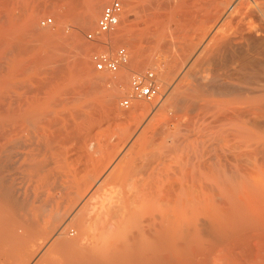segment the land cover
<instances>
[{"label": "bare ground", "instance_id": "1", "mask_svg": "<svg viewBox=\"0 0 264 264\" xmlns=\"http://www.w3.org/2000/svg\"><path fill=\"white\" fill-rule=\"evenodd\" d=\"M52 1L0 0V264H264V0H121L144 25L116 28L126 68L193 18L152 65L160 104L134 105L115 141L95 130L128 70L94 72L81 38L104 0ZM67 83L85 99L57 98Z\"/></svg>", "mask_w": 264, "mask_h": 264}, {"label": "rangeland", "instance_id": "2", "mask_svg": "<svg viewBox=\"0 0 264 264\" xmlns=\"http://www.w3.org/2000/svg\"><path fill=\"white\" fill-rule=\"evenodd\" d=\"M41 1V0H40ZM42 1H44V2H50V0H42ZM52 1V0H51ZM55 1V0H54ZM110 0H104V4H103V6H102V8L104 7V5L105 4H107L108 2H109ZM53 2V1H52ZM192 3V2H191ZM123 4V3H122ZM60 5V4H59ZM192 5L190 4V6L188 7V9L190 10V12L191 13H193V11H194V8H192L191 7ZM122 7H123V10H122V14H121V17H120V19H119V23H118V25H117V29H125V28H127L128 29V31H130V32H132V33H134V30H135V32H139L140 31V28H143L144 27V25H142L143 23H142V18H139V17H134V15L130 12L129 13V11H128V7H126L124 4L122 5ZM191 7V8H190ZM102 8H101V10H102ZM166 8V7H165ZM169 9V8H168ZM177 9V10H176ZM187 9V10H188ZM191 9H192V11H191ZM170 11H175V13L176 14H174L173 15V19L175 18V19H177V17H179L178 16V14L183 10V9H179V8H170L169 9ZM169 10H167V13L169 12ZM179 10V11H178ZM188 10V11H189ZM160 12H162V13H164V14H166V10H163V9H161L160 10ZM190 12H189V15H190ZM100 13H101V11H100ZM100 13H99V15H100ZM126 13L127 14H129L131 17H127V15H126ZM177 15V16H176ZM41 17H43V19L41 18ZM40 17V19H38V25H39V27L40 28H42L43 26H40V24H41V21L42 20H45V19H47V18H51L52 19V24H50V25H46L45 26V28L47 29H56V26H57V24L55 23V20H54V17H53V15H51V13H46L45 15H43V16H41ZM99 17V16H98ZM127 19H126V18ZM191 17H192V15H191ZM190 16H189V20H187V21H190V19H192ZM166 18V17H165ZM164 18V19H165ZM126 19V20H125ZM130 19V20H129ZM166 19H168V18H166ZM125 20V21H124ZM128 20V21H127ZM134 20V21H133ZM169 20H171L170 22H168L167 24H166V27H168V28H170L172 31H173V33H172V35H171V30L169 29V31L165 34V36H166V38L168 39H165V37H164V39H163V44L161 43V45H159V47L158 48H156L155 49V51L153 52L154 53V60H152L150 63H148V65L146 64V67H143L142 69H133L131 66H130V64H129V66L126 68V66L125 67H122L123 68V72H126L127 73V70H128V73H127V76H128V90L122 95V97H120L119 98V101H118V104H117V108H118V113L119 114H117V115H113V116H115L114 118L112 117V115H108L107 117L106 116H103L102 118H100V120H99V122H98V127H96V132L98 133V134H101L100 136H102L104 133L106 134V135H108V136H106V138L108 137V139H110V140H112V141H115L117 138H118V133H120L121 132V134H122V132L124 131V129H127L128 127H126L128 124H129V122H130V124L129 125H132L134 122L136 123L138 120H136V121H133V120H126V118H125V120H124V117L126 116V115H128V114H130V109H132V107L134 108V105H138L139 103L138 102H141V104H147V105H150L151 103L150 102H145V101H134L133 103H135V104H133L132 106H131V108H129V109H122L121 107H120V101L124 98V97H126L129 93H130V77H131V75L133 74V73H135V72H144V71H146V70H148V69H153L154 71H155V69L154 68H152L153 66V64H154V62L155 63H160L159 65H163V63H164V65H166V63H167V61L169 62L170 61V59H171V56H172V54H176V55H178L179 53H180V51L179 50H177V47L179 46V44L182 42L181 41V39L184 37V35H186V34H188L189 32H190V29H191V27H190V25H191V23L190 24H187L186 22L187 21H185V23H183V24H181V23H177V22H175L174 20H172V19H170L169 18ZM71 21V20H70ZM68 21L67 22V26H65V28L66 29H64V31H65V33H67V32H69V30H70V28L71 27H73L74 25H72L71 26V23L72 24H74V22L73 21ZM139 21V22H138ZM173 21V22H172ZM127 22V23H126ZM131 22H133L132 23V25H131ZM191 22H192V20H191ZM130 23V24H129ZM138 23V24H137ZM56 24V25H55ZM96 25H94V28L93 29H91V30H85V31H83V32H81V38H82V40L84 41V39H85V41H84V43L86 44V43H88L87 44V47H88V57H89V61H90V63H92L91 64V66H92V70H94V72H96V73H101V71H97V70H95V68H94V62H93V60H92V55L95 53V52H97V51H102V50H104L105 49V47L102 45V44H96V43H94V42H91V41H89L87 38H86V35H87V33H89V32H92V31H95V29H96V27H97V22L95 23ZM128 24V25H127ZM136 26H135V25ZM141 24V25H140ZM186 24V25H185ZM125 25V26H124ZM127 25V26H126ZM137 25H140V26H137ZM180 25H182V26H180ZM183 25H185V26H183ZM187 25L189 26V27H187ZM69 26H71L70 28H69ZM159 25H157V27H158ZM178 26H180V27H178ZM53 27V28H52ZM156 26H155V28H157ZM185 29H184V28ZM69 28V29H68ZM116 28H115V30L112 32V37H110V38H112V40H113V36L114 35H116V32L117 31H119V30H116ZM135 28V29H134ZM139 29V31H137L138 29ZM178 29V30H177ZM179 29H180V31H179ZM183 29V30H182ZM67 30V31H66ZM184 30H186L187 32L184 34ZM189 30V31H188ZM171 31V32H170ZM85 32V33H84ZM115 32V33H114ZM170 32V33H169ZM180 33H182V34H184V35H182V34H180ZM137 34V33H136ZM175 34V35H174ZM178 34H179V36H178ZM132 35H134V34H132ZM138 35V34H137ZM170 35V36H169ZM177 35V36H176ZM84 36V37H83ZM108 36L109 35H106V37L105 38H108ZM135 36V35H134ZM137 37H140L139 35L137 36ZM142 38H144V37H142ZM173 38V39H172ZM139 39V43H140V46H141V44H143V42H145L144 44H143V46L145 47V49H144V47L143 46H141L142 48H143V50L145 51V50H147L146 49V47H150V44H148V40H146V38H144L143 40L141 39V37L140 38H138ZM170 39V40H169ZM172 39V40H171ZM111 40V42L112 43H110V44H108L107 46H108V49L109 50H111L112 52L113 51H115L118 47H120V46H124L126 49H127V51H128V48H127V46H125V44H121V43H117L116 41H115V43H114V40L112 41ZM166 40L168 41V42H166ZM173 40H174V42H173ZM180 40V41H179ZM147 41V42H146ZM170 41H171V43H170ZM173 42V43H172ZM167 43H169V44H167ZM91 45V46H90ZM149 45V46H148ZM166 45V46H165ZM172 45V46H171ZM173 45H178L177 47L176 46H174V47H176V49L175 48H172L173 47ZM161 46V47H160ZM165 46V47H164ZM91 47V48H90ZM169 47V48H168ZM165 48V49H164ZM179 48V47H178ZM166 49L168 50V51H166ZM175 49V50H174ZM172 52H171V51ZM174 51H176V52H174ZM166 52V53H165ZM168 52V53H167ZM74 53V52H73ZM171 54V55H170ZM174 54V56H172V58H176L177 56ZM71 55L73 56V58H74V56L76 55V54H72V52H71ZM161 55V56H160ZM168 55H170L168 58H167V56ZM72 56H67L68 57V60H66L67 61V63H68V65H69V63H70V65H72V64H74V66H76V63L77 62H74V63H72L71 62V59H72ZM176 56V57H175ZM71 57V59H69ZM76 58H77V56H75ZM165 58H167V59H165ZM170 58V59H169ZM67 59V58H66ZM72 60H74V61H77V59H72ZM167 60V61H166ZM92 61V62H91ZM164 61H166V62H164ZM71 67H73V65L71 66ZM122 68L118 71V72H116V73H110V72H106V71H102L103 73H105V74H107V75H109V76H111L112 78H116V76L118 75L117 73H120V72H122ZM126 68V69H125ZM130 68H132V69H130ZM156 72V74L157 75H159L158 73H157V71H155ZM75 74V73H74ZM77 74V73H76ZM76 74L74 75L75 76V81H74V83H78L77 84V86L78 85H80L79 83L83 80L82 79V76H80L79 74V78H78V76H76ZM162 76H160V81H161V84H162V88H163V86H164V83H166L168 80L165 78H161ZM73 83V82H72ZM70 83H67V85L66 84H64V85H66V86H63L62 85V88L61 89H63V87H64V91L62 90V92H61V89H60V91L56 94L57 95V98H59V99H66L67 98V100H70V99H73V98H75L73 95H75L76 96V99H81L80 101H82V98H83V100L85 99L83 96H81V94H82V92L80 93V91H83V90H80V91H78V93L80 94V96L78 95V93L77 92H75V85L76 84H72L73 86H75V87H73L72 85H69ZM100 86H102V87H99V86H97V88L98 89H100L99 91H97L96 92V96L98 95L97 93H99L100 94V96L102 95V91H105L106 89L105 88H107L108 87V85H106V84H103V85H101V83L99 84ZM68 86V87H67ZM72 86V87H71ZM107 86V87H106ZM79 87V86H78ZM103 88L105 89V90H103ZM70 89L72 90L71 92H70ZM74 90V91H73ZM76 90H79V88L78 89H76ZM102 90V91H101ZM67 91V92H66ZM64 92V93H63ZM68 92H69V94H68ZM73 92H75V94H73ZM101 92V93H100ZM33 95H32V94ZM35 93V94H34ZM61 94V95H60ZM73 94V95H72ZM29 95H32V96H29V97H34V96H37V97H40V96H42V94L41 95H38L36 92H29ZM69 95V96H68ZM78 95V96H77ZM27 96H28V94H27ZM61 96H63V97H61ZM99 95H98V97H100ZM73 97V98H72ZM82 97V98H81ZM162 97H160V98H158L157 100H155V101H153L154 103L156 102L157 104H160V102H161V99ZM152 102V103H153ZM159 102V103H158ZM155 103V104H156ZM119 106V107H118ZM121 110V111H120ZM133 110V109H132ZM120 111V112H119ZM122 114V115H121ZM145 114H147V113H144L142 116V118H144L146 115ZM123 116V117H122ZM117 117V118H116ZM122 118V119H121ZM126 121V122H125ZM124 122V123H123ZM123 123V124H122ZM126 123V124H125ZM132 123V124H131ZM126 125V126H125ZM123 126V127H122ZM122 128V129H121ZM103 133V134H102ZM108 133V134H107ZM105 134H104V137H105ZM110 134V135H109ZM120 135V134H119ZM114 136H115V138L116 139H114L113 140V138H114ZM103 137V136H102ZM110 137V138H109ZM112 138V139H111Z\"/></svg>", "mask_w": 264, "mask_h": 264}, {"label": "built area", "instance_id": "3", "mask_svg": "<svg viewBox=\"0 0 264 264\" xmlns=\"http://www.w3.org/2000/svg\"><path fill=\"white\" fill-rule=\"evenodd\" d=\"M122 10L121 0H110L101 10L95 31L89 32L86 35L89 41L98 44L102 43L105 47L104 50L97 51L92 55L94 68L97 71L116 73L128 64L129 55L124 46H120L112 52L102 40L105 34L112 32L116 28ZM50 24H52L51 18L41 21V25L43 26ZM161 94L162 84L153 69L135 72L130 77V93L120 101V107L122 109H129L134 101L152 102L160 98Z\"/></svg>", "mask_w": 264, "mask_h": 264}]
</instances>
